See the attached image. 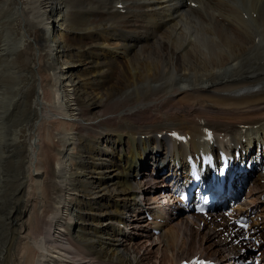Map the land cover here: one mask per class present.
<instances>
[{
	"label": "bare ground",
	"instance_id": "obj_1",
	"mask_svg": "<svg viewBox=\"0 0 264 264\" xmlns=\"http://www.w3.org/2000/svg\"><path fill=\"white\" fill-rule=\"evenodd\" d=\"M189 1L0 0V264H153L126 228L168 187L166 159L171 180L184 175L195 118L228 144L253 133L239 208L264 215V0ZM165 128L192 136L166 150ZM186 214L174 263L247 248L223 216ZM172 220L157 224L171 250L186 231Z\"/></svg>",
	"mask_w": 264,
	"mask_h": 264
},
{
	"label": "rangeland",
	"instance_id": "obj_2",
	"mask_svg": "<svg viewBox=\"0 0 264 264\" xmlns=\"http://www.w3.org/2000/svg\"><path fill=\"white\" fill-rule=\"evenodd\" d=\"M186 4H189V0H186ZM196 7V6H195ZM241 8H243V10L245 11L246 9H244L245 7H243V5H241ZM51 20H53L52 18H51ZM61 59H64V58H61ZM61 61H63V60H61ZM65 62H67L66 61V59L64 60ZM66 70L67 69H73V70H76V71H78L79 70V67H75V66H73L72 67V65L70 64V65H67V66H63ZM82 72L81 71H79V73L78 74H81ZM259 157H261V155H259ZM167 159H166V163H167ZM143 171H148L149 170V167H148V164L147 165H145V166H142V168H141ZM1 171H2V169H0ZM150 172V171H149ZM155 172H157V171H155ZM154 172V173H155ZM7 173V172H6ZM131 173H133V172H131ZM136 174V173H135ZM158 175H165L164 177L166 178V182H168L169 180H171V177L173 176V174H171V173H169V170L168 171H166V172H163V173H161V174H158ZM154 187H156V186H154ZM246 192V189H243L242 190V193L243 194H246L245 193ZM149 194H152V193H149ZM0 202H2V201H0ZM1 204V206H2V208L4 209L5 208V206H4V204L3 203H0ZM187 219H188V217H187V214L186 213H184V214H180V215H177V216H175V217H173V220L171 221V225H173V229H176L177 227H179L180 225H179V223L180 222H182V225H184V228L186 229V224H188V222H187ZM176 223L179 225H176ZM177 227H176V226ZM189 225L191 226V221L189 222ZM145 227V226H144ZM144 227H143V229L141 230V234H143L144 233V237H142V236H140L139 237V235H136V237H138L136 240H140V242H142L144 245H143V247H144V249L145 250H151V252H150V259H151V262L153 263V264H160V261H163V264H171V261H173L172 263H174V258L176 257V256H174V254L175 253H179V255L183 252V248H182V241H183V239H184V236H185V238H186V236L187 235H190V236H192L193 235V232H192V229H186V231H183L182 233H184V235H182L180 232V230L178 229V236H179V240H178V244L176 243V245H174V249L173 250H171L170 248L168 249V248H166L164 245H163V242H160V240L161 239H157V236L159 235V233L160 232H163L162 230L158 233V234H156V235H152L151 233H149L148 234V232H146L145 231V229H144ZM134 229H138V227L137 228H134ZM198 230V228L196 227L195 229H194V231H197ZM146 233H147V235H146ZM164 233V232H163ZM191 233H192V235H191ZM202 239V238H201ZM201 241V240H200ZM131 244V243H130ZM166 248V249H165ZM143 250V249H142ZM163 250V251H162ZM194 251H197L196 250V248H194ZM162 252H164L165 253V256H166V258L164 259V260H162V258H163V256H162ZM193 255H195V254H193ZM192 255V256H193ZM205 255L207 256V257H209L210 255H208V253H205ZM176 259V258H175ZM170 260V261H169ZM176 262V261H175Z\"/></svg>",
	"mask_w": 264,
	"mask_h": 264
}]
</instances>
